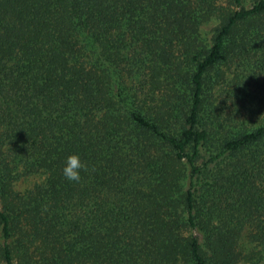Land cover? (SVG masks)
<instances>
[{"label":"trees","instance_id":"1","mask_svg":"<svg viewBox=\"0 0 264 264\" xmlns=\"http://www.w3.org/2000/svg\"><path fill=\"white\" fill-rule=\"evenodd\" d=\"M210 2L0 0V264H238L245 224L264 249V79L257 126L211 98L234 60L264 77V0L202 44Z\"/></svg>","mask_w":264,"mask_h":264},{"label":"rangeland","instance_id":"2","mask_svg":"<svg viewBox=\"0 0 264 264\" xmlns=\"http://www.w3.org/2000/svg\"><path fill=\"white\" fill-rule=\"evenodd\" d=\"M250 1L251 0H242V5L248 7ZM209 7L210 12L205 15L197 27V37L202 44H206L209 41L215 27L219 23L221 15L235 8L232 0H211ZM233 62L234 63L229 66L225 65L221 67L222 76L215 84L211 98L215 99V103H219L218 109L215 110L216 114H229L236 120L241 121L243 127L248 129V127L257 126L261 122V116H257L254 112L248 113V111H254L248 110V98L255 93L257 85L263 82L264 77L259 76L258 80L248 82V67H244L243 62H240L238 59ZM164 84L166 89V82H164ZM157 85L158 86H156L153 91H155V97L159 98L160 94L165 91V89L162 85ZM174 168L177 173L185 171V165L182 162L176 163ZM42 178L43 177L39 174L20 176L11 182V189L22 193L31 188L33 184L40 182ZM1 202L2 200L0 199V206ZM194 233L199 235L197 232ZM182 234L187 235L188 232L183 231ZM11 240L12 238L9 239V241ZM236 246L242 259L238 261V264H246L248 260L254 258L256 252L264 253V249H262L261 245L249 242L247 224L240 230Z\"/></svg>","mask_w":264,"mask_h":264},{"label":"clouds","instance_id":"3","mask_svg":"<svg viewBox=\"0 0 264 264\" xmlns=\"http://www.w3.org/2000/svg\"><path fill=\"white\" fill-rule=\"evenodd\" d=\"M81 170L87 171V165L81 161L79 155L68 156L63 168V176L70 182L79 183L81 181Z\"/></svg>","mask_w":264,"mask_h":264}]
</instances>
